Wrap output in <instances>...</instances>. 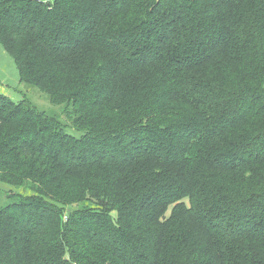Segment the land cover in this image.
<instances>
[{"label":"trees","instance_id":"trees-1","mask_svg":"<svg viewBox=\"0 0 264 264\" xmlns=\"http://www.w3.org/2000/svg\"><path fill=\"white\" fill-rule=\"evenodd\" d=\"M0 44L63 105L0 92V264H264V0H0Z\"/></svg>","mask_w":264,"mask_h":264},{"label":"rangeland","instance_id":"rangeland-1","mask_svg":"<svg viewBox=\"0 0 264 264\" xmlns=\"http://www.w3.org/2000/svg\"><path fill=\"white\" fill-rule=\"evenodd\" d=\"M4 77L6 78V80L3 79ZM0 79H3V81L5 82L4 90H6L10 94L7 95L11 96L15 101L27 99L30 101L31 104H33V106L45 111L50 115H55L58 117L62 116L63 105H56L52 103L48 93L41 91L35 86L20 81V76L16 63L14 62L13 58L4 50L1 44ZM66 130L68 132L78 134L75 132V129L72 128L70 125H67ZM9 187L10 186H7L5 183L0 182V188ZM15 190L21 192V190L19 189ZM4 191H0V203L2 204H4L6 201V197L3 195L5 194ZM25 194H28V192H26Z\"/></svg>","mask_w":264,"mask_h":264},{"label":"crops","instance_id":"crops-1","mask_svg":"<svg viewBox=\"0 0 264 264\" xmlns=\"http://www.w3.org/2000/svg\"><path fill=\"white\" fill-rule=\"evenodd\" d=\"M3 79L6 80L5 77H4ZM3 79H2V80L0 79V92H3V93H6V94H9L6 90H4L5 82L3 81ZM9 95H10V94H9Z\"/></svg>","mask_w":264,"mask_h":264}]
</instances>
